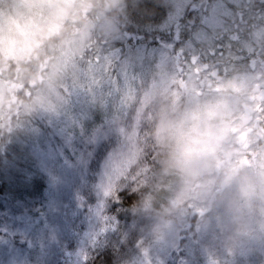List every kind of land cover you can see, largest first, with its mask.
<instances>
[{"label": "clouds", "instance_id": "9594fccd", "mask_svg": "<svg viewBox=\"0 0 264 264\" xmlns=\"http://www.w3.org/2000/svg\"><path fill=\"white\" fill-rule=\"evenodd\" d=\"M103 10L97 0H0V82L16 77L0 96L36 81L24 106L55 103L105 36ZM153 105L133 150L141 251L175 249L188 234L208 264L264 256V78L202 87L192 73L154 90Z\"/></svg>", "mask_w": 264, "mask_h": 264}, {"label": "trees", "instance_id": "16d2710c", "mask_svg": "<svg viewBox=\"0 0 264 264\" xmlns=\"http://www.w3.org/2000/svg\"><path fill=\"white\" fill-rule=\"evenodd\" d=\"M97 4L105 5L108 18L115 20L118 30L121 28L119 31L126 36L105 50L118 48L116 61H123L127 71L129 67V73L125 74L127 77L132 74L134 82L128 81V92L122 98L124 88L121 70L117 72L109 67L110 64H106L107 57L102 63L106 66L104 72L103 66L100 68V64L89 62L86 58L76 73H70L66 77V90L55 103L48 101L24 106L36 81L28 87L21 85L15 91H10L7 99L0 96V242L3 244L9 231L1 222L6 221V212L12 207H17L16 221L25 223L27 229H38L43 225L44 220L39 217L44 209L43 196L47 190V182L40 174L43 167L39 160L46 154L42 151L46 145L43 142L48 141L50 144V139L57 135V139L72 138L70 144H78L81 139L96 135L94 130L105 128L107 118L122 114L128 100L133 99L137 109L140 108L141 101L133 98V88L139 86L140 90L150 80L159 85L157 89L163 85L171 88L173 81L188 78L192 73L196 74L202 87L221 80L259 81L264 78V0H190L178 23L169 31L159 29L165 12L161 0H114L113 3L110 0H97ZM136 38H144L147 46L158 51L140 59L136 53ZM163 49L169 51L168 54L166 51L165 58L171 55L167 65L170 69L168 76L159 71L165 70L163 59L155 62L156 53ZM91 62L94 69L90 67ZM89 67L108 79L104 88L107 93L103 94L99 102L91 97L94 88L89 85ZM118 74L122 80L117 78ZM77 75L80 78L77 80L80 91L74 92L70 87ZM15 80L13 75L11 81L0 83L11 87ZM95 88H99V85ZM21 92L23 95H20ZM117 93H120L118 102L115 99ZM76 99L79 101H74ZM147 103L151 107L150 117L144 116V113L138 114L135 109L133 122L136 123L138 142H144L151 127L153 96L147 97ZM38 106L43 108L39 109ZM35 107H38L37 112ZM143 120L149 126L144 127L139 123ZM131 154L133 155V151L126 156L131 161L127 167H134L138 159ZM143 163L145 166L152 163L150 144L146 145ZM137 198V192H133L108 203L110 215L107 217L109 225H112L110 232L139 233L142 236L133 212ZM12 222L13 220L8 223ZM20 235H15L8 241L24 246ZM188 236L191 235H184L179 247L175 249H161L159 253L151 251L138 262H124L116 253L105 257L107 246L113 242L106 231L84 251L81 261L82 264H208V257L200 243L194 237L186 239ZM36 245L39 247V243ZM6 258L0 254V264H6ZM72 258L76 259L73 255L68 259ZM236 261L238 264H264L261 255L245 253L238 254Z\"/></svg>", "mask_w": 264, "mask_h": 264}, {"label": "rangeland", "instance_id": "374dc122", "mask_svg": "<svg viewBox=\"0 0 264 264\" xmlns=\"http://www.w3.org/2000/svg\"><path fill=\"white\" fill-rule=\"evenodd\" d=\"M110 1L114 2V0ZM161 1L164 4L165 12L159 23V29L169 31L178 23L179 17L190 0ZM103 7L101 17L106 21V24L102 25L105 28V36L98 40L96 48L86 58L89 62L94 61L95 64H100V68L103 66L104 72L106 66L102 63L103 59L107 57L106 64L109 63V67L117 70V72L121 70L123 80L119 74L117 78L122 80L123 98L128 92L129 82L133 83L135 77L132 74L127 77L125 73H129V67L127 71L123 61H116L117 47H111L109 51H106L105 48L109 45L114 46L126 36L119 31L121 28L118 30L116 21L108 18L105 5ZM136 40L138 41L136 53L140 59H145L148 57L147 55L155 54L156 50L158 51L154 47L147 46L144 38H136ZM152 41L154 44V40ZM166 51L168 54L169 51L166 49L157 52L155 62L158 63L163 59L166 65L165 70L159 71L160 74L168 76L170 69L167 65L171 55L165 58ZM93 57L95 59L92 60ZM93 65L91 62L90 67L93 68ZM96 69L98 70V68ZM88 73L89 85L94 88L91 97L99 102L103 94L107 93L104 88L108 84V79L92 69ZM75 79L76 81L70 88L74 92H79L80 85L77 80L80 78L77 75ZM97 85L99 88H95ZM12 86L13 84L9 88ZM157 86L159 85L150 80L140 90L138 89L139 86L134 87L133 98L141 101L139 102L140 108L137 109L133 99L132 101L128 100L126 102L127 107L123 110L121 117L107 118L105 128L95 129L94 132L92 130L96 135L83 138L78 144H70L72 138L57 139V135L50 139V144L48 141L43 142L46 145L43 146L42 151H45L46 154L39 160L43 167L40 174L47 182V190L43 196L45 201L42 204L44 209L39 215L40 219L43 218L44 220L43 225L38 229L30 228L29 230L25 227V223L21 224L16 221L17 207H12L6 212V221L1 223L8 229L9 236L5 244L0 242L2 243L0 244V254L1 256L5 255V258L7 256L6 264H82L81 258L84 251L90 247L91 243L94 244L96 240L100 239L106 231L113 242L107 246L104 252L105 257L116 253L120 259L125 260L124 262H138L145 258L140 249L143 236H140L139 233L110 232L112 225H109L110 220L107 216L110 215L108 203L117 197L128 196L136 192L134 182L131 180L135 168L126 166L130 164V159L126 156L134 150L135 142H138L135 133L136 123L133 122L135 109L138 114L144 113V116L150 117L151 107L149 108L147 97L153 96L154 91L152 89L156 90ZM119 97L120 93H117L115 97L117 102ZM74 101L78 102L79 99ZM122 101L123 99L120 102ZM38 107L39 109L43 108ZM38 107H35L36 112ZM139 123H142L141 125L144 127L149 126L144 120ZM103 207H105L104 215L101 213ZM11 220L13 222L8 223ZM15 235H20L25 243L24 246L8 241ZM119 238L120 240H117ZM190 238L192 236H188L186 239ZM37 243H39V247L36 245ZM153 252L159 253L160 250ZM70 255L75 256L76 259H68ZM262 260L264 262V256H261ZM235 264H238L236 260Z\"/></svg>", "mask_w": 264, "mask_h": 264}]
</instances>
